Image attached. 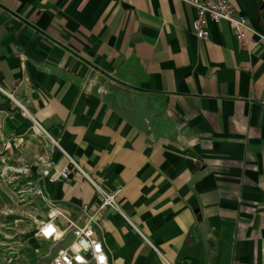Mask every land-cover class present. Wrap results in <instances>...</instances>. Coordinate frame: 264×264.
Masks as SVG:
<instances>
[{"label":"crops","instance_id":"obj_1","mask_svg":"<svg viewBox=\"0 0 264 264\" xmlns=\"http://www.w3.org/2000/svg\"><path fill=\"white\" fill-rule=\"evenodd\" d=\"M228 1L264 35V0ZM195 18L182 0H0L4 150L30 167L53 139L81 169L31 165L18 233L94 203L95 182L124 214L96 216L107 264H264V41L208 18L198 39ZM12 234L0 264L48 247Z\"/></svg>","mask_w":264,"mask_h":264},{"label":"built area","instance_id":"obj_2","mask_svg":"<svg viewBox=\"0 0 264 264\" xmlns=\"http://www.w3.org/2000/svg\"><path fill=\"white\" fill-rule=\"evenodd\" d=\"M182 1L193 6L196 10V18L191 22L190 30L198 39H207L209 36V31L206 27V19L208 18L213 22L226 21L238 39H243L244 32L247 30L255 36L254 43L264 41V35L250 27L245 15L237 13L228 0ZM0 91L10 96L1 87ZM56 149L62 152L66 159V164L60 168L50 170L49 166L53 165L50 155ZM38 162L47 163V167L41 171V175L49 182H54L58 178H67L70 166L81 170L72 157L65 153L58 142L53 139L45 147L44 155L38 158ZM21 169L16 172L27 174L29 171L27 165H23ZM92 184L96 190L94 203L80 204L74 216L59 210H53L48 215L47 220L41 221L36 226L34 237L47 241L48 247L41 253H39L37 247H34V251L39 253L42 258H49L50 264H107L104 247L94 231L96 216L106 207L118 211L123 216L124 214L116 201V193L105 191L95 182H92ZM28 192L35 195L41 194V190L36 187H31ZM57 218L62 220L61 225L55 222ZM68 236H71L72 239L64 246ZM17 242L23 245V243L27 242V239Z\"/></svg>","mask_w":264,"mask_h":264},{"label":"rangeland","instance_id":"obj_3","mask_svg":"<svg viewBox=\"0 0 264 264\" xmlns=\"http://www.w3.org/2000/svg\"><path fill=\"white\" fill-rule=\"evenodd\" d=\"M0 134H1V128H0ZM17 152L18 151L15 150L12 153H9L8 151L4 150V145L2 144V141H0V186L1 188L6 189L7 191L6 193H8L6 194L0 188V210L4 211L0 213V221L3 223V225L0 226V230L1 233L2 232L6 233V235L7 234L10 235V233L13 232L12 234L13 237L16 238L17 241H20L21 237H27V239H29V237L34 238L35 226L29 227V232H28L29 236L27 234L25 236H22V234L17 232V230L19 229H16L19 228L20 225L17 224L15 225L14 222L12 223V221L9 220L10 219L9 215L11 214L7 210L11 209L13 215L19 217H21L22 215L23 217L25 216L24 211L28 210V207L30 206V204L27 203V200L31 198L30 192H27L28 187L26 186L29 185H27L25 182L26 178L24 173L16 172L19 171L21 167L24 165V164L22 165L19 162H16L15 159L17 158L16 157ZM37 164H39L38 161H36L35 163H31V165L34 167ZM27 167L28 169L30 168L29 164L27 165ZM19 223L20 222H18V224ZM11 251L15 252L14 249ZM24 257L25 259L22 260L21 259L22 257L19 256L14 261V264H50L49 258H42L40 256L39 257L24 256Z\"/></svg>","mask_w":264,"mask_h":264},{"label":"clouds","instance_id":"obj_4","mask_svg":"<svg viewBox=\"0 0 264 264\" xmlns=\"http://www.w3.org/2000/svg\"><path fill=\"white\" fill-rule=\"evenodd\" d=\"M101 259H103V258H101Z\"/></svg>","mask_w":264,"mask_h":264}]
</instances>
